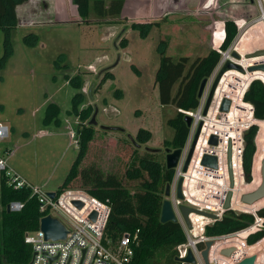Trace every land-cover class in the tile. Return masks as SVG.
Wrapping results in <instances>:
<instances>
[{"label": "rangeland", "instance_id": "374dc122", "mask_svg": "<svg viewBox=\"0 0 264 264\" xmlns=\"http://www.w3.org/2000/svg\"><path fill=\"white\" fill-rule=\"evenodd\" d=\"M48 1L56 2V0H30L19 9L20 25L18 24L10 33V50L8 49L9 54L6 56L5 34L0 29V122L5 123L10 129L8 138L0 143V150L14 151L12 156L9 154L10 157L5 156L8 167L12 165L21 168L36 183L42 181L45 185L41 187L43 192L55 193L59 189L77 157L76 144L70 142L67 148V140L64 143L61 138L43 137L32 140L31 143H28V139L35 133L49 134L56 131L55 123L46 125L43 122L46 107L51 103L57 104L63 110L59 115L62 126L75 133L78 120L70 111L72 97L78 91L70 81L75 82V79H79L83 81V99L79 108L84 109L88 106L94 108L91 118L95 114V124L92 126L96 130L90 150L81 167L93 166L104 176L115 175L126 188L135 191L137 183L127 181L125 178L134 152V146L128 140L134 139L140 129L149 131L150 140L138 147V154H144L145 149L159 150L158 158L166 162L163 142L170 140L173 135L172 129L167 126V121L175 116L176 109L172 106L160 105L158 90L154 83L160 63V46L164 47L166 55L171 56L173 60L186 56L190 63L206 56L210 50H215L221 55V63L208 78L203 94L199 98V108L193 112L188 145L190 149L200 122L205 121L202 130L203 144L196 148L195 154L199 157L208 149H213L219 160V169L208 171L204 179L196 173L187 175L185 195L194 206L207 207L219 201L220 194L231 192L233 210H229L235 214L252 215L264 206V198L250 205L241 201L243 195L254 192L261 183L264 121L258 122L251 117L250 108L240 100L251 81L260 79L264 82L263 72L246 71L251 65L264 64V58H246L248 54L264 50V20H262L264 0H252V2L250 0H157L154 6L155 9L158 8V13L150 11L132 17H129L131 0H126L124 6L126 12L123 9L124 13L119 18L103 20L94 17L88 20L81 19L76 7H71L68 0L67 7L74 14L69 24H58L54 19L46 17L50 7H55ZM149 1L139 0L137 9L144 12ZM141 3H144L143 9H140ZM152 3L151 1L150 7ZM62 6H64L62 3L57 5V9H61ZM238 20L243 22L242 28H238L241 38L233 42L226 52L220 51L221 43L215 47L212 36L220 29L219 24H221L223 38V23L227 21L238 23ZM135 22L147 24V29L143 33L138 28L133 29L132 25ZM123 40L125 41L122 43ZM161 41H164L165 45H160ZM233 47L238 54L240 52L242 58L240 61L232 57ZM225 53H229L227 60H223ZM230 59L246 72L245 74L237 71L226 72L221 79V87L216 89L213 99L211 98L208 106L210 111L206 116L204 109L211 88L217 75ZM105 72L111 73L112 76L97 88ZM223 98L231 100V107L228 113L220 114L217 107ZM65 120L69 123L65 124ZM252 126L257 128L254 137L255 154L252 158L251 182L246 183L240 173L239 150L244 148V134ZM64 131L69 136V132ZM215 134L219 136L220 146L208 148L207 139ZM229 140H232L233 145L234 188L232 190L227 189L228 174L225 175L224 162ZM64 150H68L67 154H63ZM200 170L203 171L199 166L196 172ZM176 172L175 169L171 195L168 198L164 196V199L171 201L179 214L178 206H192L176 197L179 181ZM226 173H228L227 168ZM223 176L225 180H222ZM212 206L216 205L212 204ZM216 210L217 212L214 208V214L221 216L225 212L221 213L219 208ZM201 212L209 213L207 208ZM206 219L208 218L198 214L191 215V223L195 227L208 224ZM180 224L184 229L188 228L181 216ZM263 224L264 219H255L254 224L242 232L240 240L243 242L244 237L256 234L264 228ZM252 227L253 229L249 230ZM251 233L254 234L250 235ZM248 237L245 244H248ZM234 241L228 242L230 244L239 242ZM250 247L252 246L245 247L241 244L238 249L239 256L245 259L255 255L257 256L255 264H264V254L258 253L257 250L252 251ZM226 261L230 262L231 259L228 257Z\"/></svg>", "mask_w": 264, "mask_h": 264}, {"label": "trees", "instance_id": "16d2710c", "mask_svg": "<svg viewBox=\"0 0 264 264\" xmlns=\"http://www.w3.org/2000/svg\"><path fill=\"white\" fill-rule=\"evenodd\" d=\"M27 1L0 0V29L5 34V56L9 54L10 50V33L18 25L16 7ZM151 1L153 3L150 7ZM156 1L150 0L146 10L141 12L137 9L139 0H131L129 17L150 11L158 13V8L155 9L154 6ZM72 3L81 19L88 20L94 17L103 20L119 18L125 0H72ZM241 21L238 20L237 23L240 29L243 23ZM139 23H133L132 28H138L143 33L147 29V24ZM219 25L220 29L216 30L212 36L215 47L222 40V27L221 24ZM237 34L238 30L235 24L230 21L225 22L220 51H227ZM160 45H165V42L161 41ZM220 59L221 55L217 51L210 50L206 56L197 58L191 63L186 56L173 60L171 56L166 55L164 47L160 46V63L154 80L159 94V103L161 106H172L176 109L175 116L167 121V126L172 129L173 135L170 140L163 142L165 150H182L185 147L190 133V128L187 127L184 120L185 112H194L198 109L200 105L199 87L203 80L210 78ZM111 76V73L105 72L97 84V88H100L102 83ZM70 83L78 91L72 97L70 111L78 120L74 137L78 152L68 175L56 193L73 189L82 190L95 199L108 203L111 211L105 226V237L114 246L123 234L128 233L135 236L131 264H181L177 260L176 248L186 243L183 229L178 222L164 224L160 222L162 203L165 200V188L173 182L174 169H167L164 160L161 161L158 158L159 150L145 149L144 154H138V147L145 145L151 137L150 132L144 129H140L134 139L128 140L134 146V152L125 178L127 181L137 183L135 191L132 192L126 188L115 175L104 176L98 168L93 166L81 167L96 135V130L92 125H89L94 108L89 106L84 109L79 108L83 99V81L75 79V82L71 80ZM244 100L252 104L253 118L258 122L264 121V87L262 83L252 82L244 95ZM59 115L58 105L49 104L45 110L44 124L55 123L58 126ZM256 132L257 128L252 126L243 137L242 160L246 183L251 182ZM12 202L21 203L22 209L19 212L8 213V205ZM40 217L38 200L31 196V191L26 188H12L8 185L4 175H0V264L29 262L32 249L25 243V236L38 230ZM256 218L264 219V206L256 211L255 216L235 214L228 210L212 225L206 226L205 235L215 237L240 232L252 226ZM252 229L253 227L249 230ZM262 240H264V228L248 237L247 243L253 246ZM248 244L247 246H249ZM203 246V244H199L198 247L203 250ZM216 246L214 244L213 250L216 249ZM257 248L258 253L261 252L263 255L264 241Z\"/></svg>", "mask_w": 264, "mask_h": 264}, {"label": "built area", "instance_id": "2783aa9c", "mask_svg": "<svg viewBox=\"0 0 264 264\" xmlns=\"http://www.w3.org/2000/svg\"><path fill=\"white\" fill-rule=\"evenodd\" d=\"M263 17H264V15H263ZM263 17H262V20H264ZM258 23H262V22H258ZM234 24L236 26L237 22H235ZM236 27L238 30V34H237L234 42H237L239 40V38H241L240 37L241 32H239V29H238L239 27L238 26H236ZM223 31H224V23H223ZM223 38H224V34H223ZM223 38L221 40V44H222ZM221 44H220V46H221ZM232 49L234 52H236L234 47ZM258 51H260V50H257L256 52H258ZM232 53H231V55H232ZM225 54H227V53H225ZM250 55H252V54H248L247 56H250ZM239 56H240V58L238 60L236 59L237 61H240L242 59L240 54H239ZM223 60H225V59H223ZM229 61L232 62L233 60L230 59ZM220 63H221V60H220L218 65H220ZM218 65H217V67H218ZM229 71H236V70H229ZM246 71L244 70L243 73H241L239 71H237V72H239L241 74H245ZM225 73L223 75H225ZM222 77H221V79H222ZM254 81H260V80H254ZM254 81H252V82H254ZM219 82H218V84H219ZM261 83L263 84V82H261ZM218 84H217V87H218ZM250 84L247 86L246 90L242 93L240 100H241V102L248 105V107L250 108V111H251L250 116L254 117L252 104L244 100V95L247 92V90L249 89ZM217 87H216V89H217ZM216 89H215L214 93L216 92ZM213 97H212V99H213ZM224 99L228 100V98H223L217 107V110L219 108L218 112L220 114H221V111H220L221 104H222V101ZM228 101L230 102V105H229V109H230L231 100H228ZM209 111L210 110L208 109L207 113L204 115L207 116ZM226 113H228V112H226ZM185 115L189 116L191 119L194 117L193 112H185ZM197 121H196V123H197ZM200 124H202L201 125V130H202L203 126L205 124V121L200 122ZM249 126H247V128ZM9 131H10L9 127L6 124L0 122V143L8 138ZM200 136H201V131H200ZM200 136L198 137V140L195 144V148L193 150V153H192V156L190 158V161H189V164L187 166L186 171H184V165H185V161H186V158H187V155L189 152L188 151V149H189L188 144H189L190 135L188 136L185 147L182 149L181 157L177 163V166L174 168V171L176 169L177 170L176 176L179 178V180L182 179V186H181L182 195H183L182 200L185 201V203L194 207L193 208L194 210L197 209V210L203 211L204 209L207 208V210L209 211L208 214L213 213L212 215L217 216V219H218L219 216H221V214H214L215 211L217 212V210H216L217 208L220 209L221 213L224 211H228L229 209L233 210L231 208V202H230V208H228L227 210L224 209V203L226 200V196L229 192H226L224 194L223 193L220 194V197H218L219 201L212 203V204L216 205L214 207L213 206L211 207L212 204H209L207 207H206V205H204V206L201 205L202 207L194 206V204H191V202L188 200V198L185 195V187L184 186H185V181L187 179V175H189L190 173H192V175H194L196 173V175H199L200 177H202L204 179V177H207L208 171H217L219 169V161H218L217 156H215L213 149H208L205 152V154H201L199 157H197V155L195 154ZM212 136H215L217 138V145L212 146L209 144L208 139L211 137V135H210L207 139L208 148L209 147L218 148L220 146L219 145V143H220L219 136L216 134L212 135ZM70 137H71V143L76 144L75 139H74V137H75L74 132L71 131ZM73 139H74V141H73ZM229 146L231 149V156H230V158H231V171H232V175H233V179H234V172L232 169L233 168L232 140H229L227 147H226V157H225L226 159L224 161L226 163L225 175L228 174V173H226V168H227V172L229 170L228 169V147ZM240 147H241V143H240ZM8 154H9V151H7V150L1 151L0 150V175H4V177L7 180L8 185H10L12 188H14V189L26 188V189H29L31 191V196L36 197L38 200V203H39V213L41 214L40 220L46 216H51L53 218H56L65 226V228L67 229V232H68L65 239H63V240H56V241L46 240L44 237V233L40 230V222H39L38 230L31 232L25 236V243L30 245V247L32 249V255H31L29 262L22 263V264H131L132 257H133L132 245L134 243L135 236H131L128 233L123 234L121 236V238L118 240V242L116 243V245H114V246H112L111 242L105 237V226H106L107 219H108V216H109L110 211H111L110 205L108 203L101 202V201L95 199L94 197H92L91 195H89L88 193H86L82 190H74V189L73 190H66V191H63L59 194L55 193L54 198H50L47 193L43 192L39 188H35V187L31 186L27 181H25L16 172H14L10 167H8V165L6 163V158H5V156ZM206 155L207 156H213L217 159V168L213 169L211 167L202 165L203 157ZM242 155H243V149L240 148V150H239V168H240L241 177L244 176ZM199 166L203 169V171L200 170V172H196V169ZM223 178L224 179H222V180L226 179L225 176H223ZM212 180H216V179L212 178ZM227 180H228L229 188L227 186L226 187H227V189L232 190V188H234V181H233V186L231 188L230 178L228 175H227ZM244 181H245V177H244ZM195 184L197 185L198 183H195ZM213 197H215V196H213ZM221 199H223L222 202H221ZM74 202H80L82 204V207L78 208L76 205H74ZM220 202H221V206L218 205ZM172 206H173V203H172ZM22 207H23V205L19 202H12L8 205L10 212H19L22 209ZM188 207H190V206H188ZM192 207H190V208H192ZM178 208H179V206H178ZM214 208H215V211H214ZM173 210L177 216L178 223L180 224V216L182 217L180 210H179V214L174 209V206H173ZM93 213H95V215H96L95 220H92L90 218V216ZM246 214H248V213H246ZM191 215L192 214L189 215L190 224H191V220H190ZM252 215L255 216V214H252ZM256 220H257V218H256ZM206 221L208 222L207 225H209V224L213 223L215 220L206 219ZM207 225L200 227V229H199L200 232H199L198 236H195L194 233L196 230L193 228L192 224H191L190 229L189 228L184 229L181 226L182 229L184 230L183 232L186 236V243L177 246V248H176L177 260L185 259L188 255V252H191L195 261H196L195 264H204L202 257H201V251L202 250H200L198 246H199V244L204 245L206 242L212 241L213 245L211 246L210 251H209V264H222V259H227L228 257L221 255V252H223L224 250H228V249L234 250V252L231 254V256H229V259H231V261H230L231 263L236 264L239 261H241L243 259V257L236 256L237 248H235L233 246V244H230L228 241H231V240L240 241V236L242 235V232H244L247 229L240 231V232L229 234L227 236L208 237L205 235V228ZM236 237H238L239 239H237ZM246 239L247 238H245L243 240L244 244L246 243ZM214 244L217 246H216L215 252L212 254L211 249L214 247ZM180 263L185 264L183 262H180Z\"/></svg>", "mask_w": 264, "mask_h": 264}, {"label": "water", "instance_id": "95a60500", "mask_svg": "<svg viewBox=\"0 0 264 264\" xmlns=\"http://www.w3.org/2000/svg\"><path fill=\"white\" fill-rule=\"evenodd\" d=\"M125 4H126V2H125ZM125 4H124V6H125ZM143 4L144 3H141L140 9H143V6H144ZM124 6H123V9H124ZM124 12H126L125 9H124ZM124 12H122V13H124ZM261 56H264V50H260L258 52H255L254 54L247 56V58L261 57ZM232 57L237 59V60L240 58V56L237 52H233ZM229 70H236V71H239L241 73L244 72V70L241 67H239L238 64H234L233 62H227L224 65V67L221 69V71L217 75V77L214 81V84L211 88V91H210V94L208 97V101H207L205 109H204V114L207 113L209 103L211 101V98L213 97V94H214V91L217 87L218 82L220 81L223 74ZM248 71L249 72H254V71L264 72V64L256 65V66H250L248 68ZM206 83H207V79L203 80V82L201 83L199 90H198V98H200L202 96ZM229 105H230V102L227 99H224L222 101L220 111L221 112H228ZM184 120L186 122L187 127H190L191 118L189 116H185ZM93 124H95V114H93L91 120L89 121V125H93ZM201 125L202 124H200L198 129H197L196 135L193 139L190 150L188 152V155H187V158L185 161V165H184V171H186V169H187V166L189 164L193 150L195 148V144H196L197 138L199 136ZM131 140L133 141V139H131ZM209 144L213 145V146L217 145V138L215 136H211V138L209 140ZM165 152H166V162H165L166 168L167 169H174L177 166V163L181 157L182 150L179 149V150L172 151L170 149H166ZM230 156H231V149L229 146L228 147V169H229L230 178H231L230 179V186L232 188V186H233V181H232L233 175H232V171H231V158H230ZM202 165L215 169V168H217V159L213 156H207L206 155L203 157ZM181 186H182V179H180L178 181L177 188H176V196L179 200L183 199ZM170 195H171V186L167 185L165 188L164 196L166 198H168V197H170ZM48 196L50 198H54L55 193H48ZM231 198H232V193L229 192L226 196V200L224 203V209L225 210L230 208ZM263 198H264V160L261 163V183H260L259 187L254 192H252L250 194L243 195L241 198V201L244 204L250 205V204H254L255 202H257ZM74 205H76L78 208L82 207V204L80 202H74ZM179 210H180V213H181V215H182V217H183V219H184V221L187 224L189 229L191 228V224L189 221V215L191 213H196L198 215H201V216L208 218V219H211V220H215V221L217 220V216H215V215L208 214V213L201 212V211H197V210H194L193 208H190L188 206L180 205ZM7 212L10 213L9 208H7ZM95 216H96L95 213H93L90 216V218L92 220H95ZM160 222L162 224L167 223V222H173V223L178 222L177 216L173 210L172 203L168 199L164 200L162 203ZM40 230L44 233V237L46 240H53V241L65 239V237L68 233L65 226L58 219L53 218L51 216H46L40 220ZM212 245H213L212 241L206 242L204 244V249L201 251V257H202L204 264H209V251H210V248ZM233 252H234L233 249H228V250H224L223 252H221V255L229 257V256H231V254ZM256 260H257V256L253 255L249 258L242 259L237 264H255ZM178 261L183 262L185 264H195V262H196L191 252H188V255L185 259L178 260Z\"/></svg>", "mask_w": 264, "mask_h": 264}, {"label": "crops", "instance_id": "0c3cea01", "mask_svg": "<svg viewBox=\"0 0 264 264\" xmlns=\"http://www.w3.org/2000/svg\"><path fill=\"white\" fill-rule=\"evenodd\" d=\"M44 1V0H43ZM30 2V0H28L26 3H24V4H22V5H19V6H17L16 7V16H17V21H18V24H19V9L21 8V7H23L24 5H26V4H28ZM67 2V3H66ZM48 3H51V5H55V7H53L54 8V10H52L53 8H51L50 7V10H48V12L46 13V17L48 18V19H54L58 24H69V23H71V21H72V18L74 17L73 15V12L70 10V8H68L67 7V4H68V0L66 1V0H56V2H49L48 1ZM62 3L64 6H62V8L61 9H57V5H60V4ZM125 4V3H124ZM69 5L71 6V7H75V5L72 3V0H69ZM76 11H77V9H76ZM123 11V10H122ZM31 13H34V12H31ZM122 14V13H121ZM57 23H52V24H57ZM49 24V23H48ZM51 24V25H52ZM20 25V24H19ZM86 85V84H85ZM54 104V103H53ZM57 105V104H56ZM59 107V106H58ZM60 108V107H59ZM60 111H63L61 108H60ZM66 111V110H65ZM65 124H68L69 122H67V120H65ZM3 123V122H2ZM5 124V123H4ZM56 129V131H53V132H50L49 134H46V132H43V133H35L34 135H32L31 137H30V139H28V143H31L32 142V140H35V139H42L43 137H55V138H58V139H63V142L65 143L66 142V140H67V148H68V146H70V142H71V137H70V135H71V131L69 130L68 131V128L66 127V126H62V124H61V122L59 123V125L55 128ZM64 130H66L67 132H69V136H68V134L66 135V132L64 131ZM64 131V132H63ZM26 136H29V135H26ZM68 139H69V141H68ZM66 148V149H67ZM7 151H9V155H11L12 156V154H13V150L12 149H6ZM67 151L68 150H64V152H63V154H67ZM8 155V156H9ZM10 157V156H9ZM14 172H16L21 178H23L25 181H27L31 186H33V187H35V188H39L40 190H42L41 189V187H43V186H45V185H43L44 183L42 182V181H40L39 183L37 182H35V181H32V179L28 176V175H26V173L21 169V168H17V167H14V166H12L11 165V167H10ZM36 186H38V187H36ZM40 186V187H39ZM45 193H52V192H45ZM56 193V192H55ZM190 220H191V216H190ZM192 222H193V220H192ZM244 238H247V237H244ZM264 240H262V241H260L259 243H257V244H255V245H253L252 247H250V248H252V251L253 250H258V248L257 247H259V245H260V243H262ZM231 244H233V246L235 247V248H237V254H236V256H239V251H238V249L241 247V244H243L245 247H247V244H244L241 240L237 243L236 242V244H234V243H231ZM216 250V249H215ZM215 250H213V248L211 249V251H212V254L215 252ZM240 253H241V251H240ZM250 255V254H249ZM240 258V257H239ZM222 264H233V263H231V262H227L226 261V259H222Z\"/></svg>", "mask_w": 264, "mask_h": 264}, {"label": "bare ground", "instance_id": "6f19581e", "mask_svg": "<svg viewBox=\"0 0 264 264\" xmlns=\"http://www.w3.org/2000/svg\"><path fill=\"white\" fill-rule=\"evenodd\" d=\"M239 52V51H238ZM239 54H240V52H239ZM241 55V54H240ZM229 58V54L227 53V54H225L224 55V59L225 60H227ZM247 58V57H246ZM253 58H255V57H253ZM240 67V66H239ZM243 69V68H242ZM244 70V69H243ZM248 71V70H247ZM249 72V71H248ZM255 72V71H254ZM260 72H262V71H260ZM226 74V73H225ZM224 76V75H223ZM221 87V80H220V82H219V84H218V87H217V90L219 89ZM216 90V91H217ZM213 112V111H212ZM210 127V126H209ZM203 130V129H202ZM202 130H201V136H200V138H199V141H198V144H197V148L199 147V146H201L202 144H203V140H202ZM233 169V168H232ZM228 175H229V178H230V173H229V170H228ZM231 179V178H230ZM232 181H234V179L232 180ZM233 189V188H232ZM232 198H233V193H232ZM232 198H231V203H232ZM191 214H193V213H191ZM194 214H196V213H194ZM192 224V223H191ZM205 225H207V224H204V226ZM192 226H193V228L196 230L195 231V236H198V234H199V232H200V227H202V226H200V225H198L197 227H199V229L197 228V227H195V225H193L192 224Z\"/></svg>", "mask_w": 264, "mask_h": 264}, {"label": "flooded vegetation", "instance_id": "af4514ba", "mask_svg": "<svg viewBox=\"0 0 264 264\" xmlns=\"http://www.w3.org/2000/svg\"><path fill=\"white\" fill-rule=\"evenodd\" d=\"M251 2H252V0H250ZM258 72H260V71H258ZM264 73V72H263ZM206 118V117H205ZM204 127V126H203ZM219 161V160H218Z\"/></svg>", "mask_w": 264, "mask_h": 264}]
</instances>
